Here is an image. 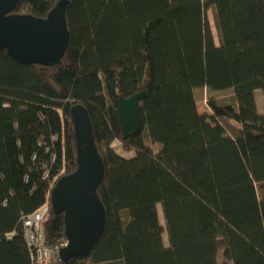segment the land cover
Returning <instances> with one entry per match:
<instances>
[{
  "label": "trees",
  "instance_id": "trees-1",
  "mask_svg": "<svg viewBox=\"0 0 264 264\" xmlns=\"http://www.w3.org/2000/svg\"><path fill=\"white\" fill-rule=\"evenodd\" d=\"M58 1L13 13L45 18ZM66 23L54 67L0 49V264H30L20 219L45 202V242L66 243L50 194L76 170L74 103L104 166L105 228L85 256L56 264H264V0H68ZM197 88L231 89L234 102L208 100L212 115L200 114ZM142 91L140 130L124 140L118 97Z\"/></svg>",
  "mask_w": 264,
  "mask_h": 264
},
{
  "label": "water",
  "instance_id": "water-1",
  "mask_svg": "<svg viewBox=\"0 0 264 264\" xmlns=\"http://www.w3.org/2000/svg\"><path fill=\"white\" fill-rule=\"evenodd\" d=\"M21 0H0V49L20 64L54 67L61 63L69 33L66 23L68 0H59L45 18L13 13ZM142 91L129 98L118 97L117 117L122 138L140 130L138 103ZM76 149V170L60 177L51 190L52 213L63 215L65 245L61 262L85 256L105 228V210L98 198L104 166L94 143L86 108L74 103L69 109Z\"/></svg>",
  "mask_w": 264,
  "mask_h": 264
},
{
  "label": "rangeland",
  "instance_id": "rangeland-1",
  "mask_svg": "<svg viewBox=\"0 0 264 264\" xmlns=\"http://www.w3.org/2000/svg\"><path fill=\"white\" fill-rule=\"evenodd\" d=\"M207 17H208L211 31L214 37V42L216 45H218L217 34H216V30H215L214 23H213L212 13L210 10L207 11ZM254 95L257 101L256 103L257 111L259 114H262L264 110V95L259 90H256L254 92ZM194 97L197 102L198 112L200 114H207V115H212L211 110L207 106L208 100L227 102V103L234 102V95L231 89L222 90V91H212L207 88H197V89H194ZM219 121L226 127V129L228 130L230 134H235L236 130L238 129L237 124L231 121L225 120V119H219ZM111 148L123 158L130 159L134 156V153L132 152L131 153L124 152L121 148L120 143L117 141L111 145ZM153 148H154V151L157 152L160 149V145L154 144ZM157 210H158L159 222L164 230L162 234V240H163L164 245L166 246L168 244V241H167V235L165 233V225L163 221L162 211H161V207L159 204L157 205ZM218 264H231V262L220 257L218 259Z\"/></svg>",
  "mask_w": 264,
  "mask_h": 264
},
{
  "label": "built area",
  "instance_id": "built-area-1",
  "mask_svg": "<svg viewBox=\"0 0 264 264\" xmlns=\"http://www.w3.org/2000/svg\"><path fill=\"white\" fill-rule=\"evenodd\" d=\"M47 173L43 175L46 179ZM48 214V203L45 202L29 215L22 216L21 229L29 253L30 264H56L60 261L58 252L64 244H48L44 240L42 222Z\"/></svg>",
  "mask_w": 264,
  "mask_h": 264
},
{
  "label": "crops",
  "instance_id": "crops-1",
  "mask_svg": "<svg viewBox=\"0 0 264 264\" xmlns=\"http://www.w3.org/2000/svg\"><path fill=\"white\" fill-rule=\"evenodd\" d=\"M255 100H256V98H255ZM256 103H257V101H256ZM257 105V104H256Z\"/></svg>",
  "mask_w": 264,
  "mask_h": 264
}]
</instances>
